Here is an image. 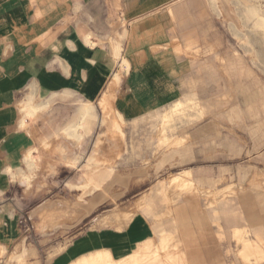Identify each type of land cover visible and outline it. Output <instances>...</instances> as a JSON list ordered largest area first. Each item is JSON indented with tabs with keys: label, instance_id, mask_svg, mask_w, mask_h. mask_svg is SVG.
<instances>
[{
	"label": "crops",
	"instance_id": "crops-1",
	"mask_svg": "<svg viewBox=\"0 0 264 264\" xmlns=\"http://www.w3.org/2000/svg\"><path fill=\"white\" fill-rule=\"evenodd\" d=\"M208 7L206 0H0V264H131L149 253L151 226L139 214L120 227L83 231L60 249L38 238L22 245L25 215L56 188L55 178L34 177L29 190L27 166L40 176L61 160L57 170L70 182L89 137L102 136V107L132 124L190 94H210L206 77L216 65L185 53L223 42ZM246 18L264 25L253 6ZM113 127L123 134L120 123ZM112 173L87 172L88 192Z\"/></svg>",
	"mask_w": 264,
	"mask_h": 264
},
{
	"label": "rangeland",
	"instance_id": "rangeland-1",
	"mask_svg": "<svg viewBox=\"0 0 264 264\" xmlns=\"http://www.w3.org/2000/svg\"><path fill=\"white\" fill-rule=\"evenodd\" d=\"M206 2L223 42L185 53L216 65L206 77L211 93L132 124L102 107V136L89 137L70 182L57 170L61 160L40 176L27 166L29 190L34 177L55 178L56 188L25 215L22 245L38 238L60 249L83 231L120 227L139 214L152 237L149 253L131 264H264V25L246 18L252 6L264 17V0ZM100 167L113 173L88 192L86 173Z\"/></svg>",
	"mask_w": 264,
	"mask_h": 264
},
{
	"label": "bare ground",
	"instance_id": "bare-ground-1",
	"mask_svg": "<svg viewBox=\"0 0 264 264\" xmlns=\"http://www.w3.org/2000/svg\"><path fill=\"white\" fill-rule=\"evenodd\" d=\"M99 264V263H98Z\"/></svg>",
	"mask_w": 264,
	"mask_h": 264
}]
</instances>
